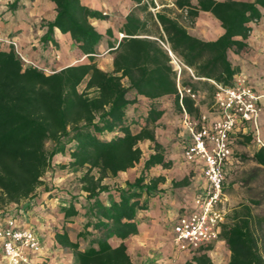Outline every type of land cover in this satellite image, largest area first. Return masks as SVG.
I'll list each match as a JSON object with an SVG mask.
<instances>
[{"label":"trees","instance_id":"trees-1","mask_svg":"<svg viewBox=\"0 0 264 264\" xmlns=\"http://www.w3.org/2000/svg\"><path fill=\"white\" fill-rule=\"evenodd\" d=\"M49 1L56 5L57 15L46 25L43 41L51 40L56 29L70 34L87 63L47 74L43 69L25 65L14 49L0 50V223L27 216L34 205L21 204L34 199L44 186L43 178L54 157L69 152L68 166L76 171L86 169L80 183L92 203L89 220L77 238L88 246L81 250L79 241L72 242L68 233L56 234L57 244L72 252L73 264H133L124 241L139 234L138 213L149 209L150 199L165 181L158 177L146 183L145 172L159 165L170 168L172 162L165 161L155 136L164 111L153 103L139 116L129 117L136 101L130 100L128 93L135 90L137 95L152 101L174 95L175 109L181 114L179 91L169 76H162L168 68L159 43L133 37L142 27L132 15L126 25L131 37L117 49L114 73H106L96 64L103 35L91 24L92 19L103 20L105 16L81 0ZM197 2V8L191 6V0H178L177 4L188 10L187 20L196 18L200 11L210 12L225 32L218 40L203 42L190 36L180 22L161 15L158 21L172 52L195 70L198 78L229 86L238 71L229 62L228 52L247 48L251 23L261 19L264 0ZM126 77L131 81L129 88L122 83ZM204 85L208 87L209 82ZM182 104L190 116L200 117V108L189 97H184ZM105 135L113 137L106 140ZM241 137L246 138L245 143L252 140L251 133ZM144 141L153 144L155 153L145 162L142 175L124 188L117 187L109 195V205H105L99 199L102 193L109 192L104 180L135 168L143 158L140 144ZM254 159L264 168V148ZM11 205L16 208L8 210ZM63 212L65 218L78 215L74 205L64 207ZM112 239L122 241L121 245L114 247ZM221 239L231 252L229 264H264V215L253 216L249 206L235 211L233 223L223 226ZM209 250L210 247L200 249V254L186 264H213L206 253Z\"/></svg>","mask_w":264,"mask_h":264},{"label":"crops","instance_id":"crops-1","mask_svg":"<svg viewBox=\"0 0 264 264\" xmlns=\"http://www.w3.org/2000/svg\"><path fill=\"white\" fill-rule=\"evenodd\" d=\"M81 1L91 10L98 11L105 16L103 20H91V24L103 35L97 47L96 64L99 69L106 73H114L117 49L123 40L131 37L127 35L126 25L128 18L132 15L142 27V31L133 37L158 42L165 51V64L168 70L162 76H169L171 81L176 83L178 91L191 87L195 91L204 93L206 100L201 105V113L209 109L206 105L209 97H212L214 104L216 93L214 86L206 79L194 80L192 78L189 72L191 68L183 64L181 59L172 52L167 43L165 31L158 21L160 15L176 20L184 25L190 36L203 42H214L225 32L221 23L210 12L200 11L196 18L187 20L182 13L183 9H180L178 4L163 8L155 15L142 2L135 0ZM235 1L254 2L255 0ZM191 4L193 8L198 6L197 0H191ZM260 12L261 19L251 23L252 33L245 41L247 48L240 52L229 51L228 60L232 67L237 69L236 75L246 76L257 94L262 96L260 130L264 141V8H260ZM56 15V5L49 0H0V50L14 49L30 65L46 69L48 74L87 63L86 57L73 45L70 34H62L56 29L51 40L43 41L48 30L46 25L53 22ZM8 41L14 42L16 46L6 44L5 42ZM170 52L182 63L180 73ZM191 70L198 78L195 70ZM117 75L121 76L122 73ZM207 81L209 82L208 87L204 85ZM122 83L126 88L131 86L128 77L124 78ZM81 87L84 89L85 85ZM128 98L136 101L128 112L129 117L139 116L146 111V106L153 103L164 111V115L155 128V136L163 148L165 161H171L172 165L166 169L159 165L145 172L146 183L158 177H163L165 181L159 185V192L150 199L149 209L138 213L139 234L124 241L127 253L133 264H186L195 256L177 248L174 242L173 226L178 217L192 208L195 197L205 184L201 167L189 165L183 159L184 139L187 134L182 126V113L180 114L175 109L174 95H167L152 101L137 95L135 90H131ZM112 137L113 135H105L104 139L111 140ZM238 139L234 150L239 163L231 168L225 190L228 206L225 224L233 223L235 211H239L243 205L251 208L253 216H260L256 209L257 205L253 203L262 201L257 192L260 188L259 180H263L264 183V168L255 161L254 156L262 147L257 145L253 139L249 143L243 142L246 139L244 137ZM140 148L143 151V158L135 168L119 173L116 178L104 180L103 185L109 186V192L102 193L99 199L105 205H109V195L114 194L117 187L124 188L128 182L133 183L142 175L145 162L155 152L150 141L142 142ZM70 160L69 152L64 156H55L51 169L43 178L44 186L39 188L34 199L21 204V206L28 203L34 205L27 216L18 219L17 223L19 226L32 228L40 237L43 244L42 253L33 257L37 263L73 264L72 252L57 244L55 236L68 233L71 241L77 242L79 241L78 234L89 220L88 210L92 202L88 201V194L82 190L80 183L86 169L76 171L70 168L68 166ZM183 182L184 184L180 185ZM71 205H74L78 215L65 218L63 208H69ZM15 208L16 205H11L8 210ZM2 213L3 210H0V215ZM3 225L4 222L0 224V227ZM79 243L81 250H85L88 246V243L82 240ZM110 243L118 247L122 241L112 239ZM208 247L210 250L206 253L213 264H229L231 252L225 241L220 239L219 242ZM0 264H8L1 243Z\"/></svg>","mask_w":264,"mask_h":264},{"label":"built area","instance_id":"built-area-1","mask_svg":"<svg viewBox=\"0 0 264 264\" xmlns=\"http://www.w3.org/2000/svg\"><path fill=\"white\" fill-rule=\"evenodd\" d=\"M177 1L142 0L141 2L156 15L163 8L177 5ZM182 13L187 19L188 10H182ZM5 43L16 46L11 41ZM170 54L180 73L182 63L171 52ZM20 58L25 65L34 66L24 58ZM44 71L46 72V69ZM189 72L194 80H200L195 77L191 69ZM208 81L216 91L214 104L198 118L186 112L182 99L189 97L197 107L201 108L206 100L205 94L191 87L179 90L182 126L187 134L184 139L183 159L189 165L201 167L205 184L195 197L192 208L176 219L173 235L177 248L194 256L200 254V249L211 246L221 239L228 215L225 193L227 180L231 168L239 163L234 150L238 138L251 133L255 143L264 148L260 130L262 96L257 94L248 78L242 74L235 75L229 86ZM17 220L8 218L0 227V243L7 263L43 264L37 263L33 258L39 256L43 250L39 235L32 228L19 226Z\"/></svg>","mask_w":264,"mask_h":264},{"label":"rangeland","instance_id":"rangeland-1","mask_svg":"<svg viewBox=\"0 0 264 264\" xmlns=\"http://www.w3.org/2000/svg\"><path fill=\"white\" fill-rule=\"evenodd\" d=\"M48 74V73H47ZM82 90V87L80 88ZM211 96V95H210ZM207 102V107L208 108H211L212 104H213V99L212 97H209V99L206 101ZM242 141V140H241ZM243 142L245 143V139L243 140ZM49 149H51V144H48L47 145ZM244 182V181H243ZM259 183H260V188H259V191L257 192V194H259L262 198V201L260 202V205L257 206V210H258V213L259 215H264V183H263V180H259ZM250 190V189H249ZM246 193H247V190H246ZM252 193V192H251Z\"/></svg>","mask_w":264,"mask_h":264}]
</instances>
